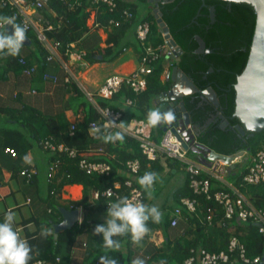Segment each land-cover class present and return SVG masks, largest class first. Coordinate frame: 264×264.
Here are the masks:
<instances>
[{
    "label": "trees",
    "instance_id": "16d2710c",
    "mask_svg": "<svg viewBox=\"0 0 264 264\" xmlns=\"http://www.w3.org/2000/svg\"><path fill=\"white\" fill-rule=\"evenodd\" d=\"M141 4H146L147 7L143 9V14L139 15L138 7ZM90 5L89 0H49L48 5L38 11L40 15L54 24V28L47 31L46 35L58 44L59 52L63 55L68 49L76 48V46L70 48L71 43L81 41L88 34V13L86 10ZM116 5L113 11H110L104 4H100L97 8L96 22L107 34V40L103 48L99 47L84 53V58L90 64L101 60L110 61L117 57L123 52L125 41L131 42L130 46L139 54V61L144 55L145 46L158 47L164 44L162 33L153 14L155 3H149L148 0H116ZM158 7L170 29L172 38L183 51L178 67L200 91V93L187 95L183 98L193 126L199 128V142L224 155H235L243 151L247 156L263 149L264 130L254 133L247 131L245 135H241L235 126L237 124L243 126V124L233 116L236 99L234 85L247 64L255 32L256 13L254 8L246 3H230L223 0H160ZM212 7L214 8V21H212L210 12ZM125 11L131 12L132 18L126 19ZM53 13L57 15L54 16ZM11 15L10 7H0V16ZM59 20H62L60 25H58ZM18 21L19 19L15 18V23L18 24ZM142 22H151L150 33L143 43L136 34V28ZM25 35L31 43L23 45L17 56L0 54V81H5L10 73L16 76L22 75L24 68L34 64L38 66V72L45 71L49 63L47 61L48 51L43 48L32 30L25 31ZM128 35L132 36V40L127 39ZM198 38L205 43L203 52H198L200 48ZM21 58L24 59L25 64L20 63ZM161 61L162 59H159L153 63L154 70L147 76L145 91L136 93L124 84L112 99L99 98V105L119 109L113 104L114 100L130 99L133 102L130 106V113L125 115L123 112L122 122L126 124L131 119L147 122V114L154 109L156 97L173 87L172 81L161 80L164 69ZM175 64L174 61L173 66ZM211 69L212 72H210ZM73 88L77 96L72 100L83 104L79 105L74 113L73 118L76 116L80 120L75 124L73 133H71L73 118L69 120L66 115L43 113L31 105L25 104L23 100L20 101L19 94L13 100L22 103L21 107L2 103L0 99V147L3 150L6 147L16 150L18 157H11L14 175H19L23 169L34 167L29 166L24 157L28 156L34 145H39L42 140L52 138L54 144H65L78 152L76 157H70L67 153L52 154L50 151H44L39 145L50 159L48 168L51 163H54L57 171L49 181L47 179L48 169L46 172L48 186L47 194L41 197L46 204L42 218L27 221V223L35 222L37 226L35 232H30L25 228V238L31 247V259L28 264H34L37 260H45L48 264H74L72 261L74 249L79 239L83 237L85 243L84 245L82 243L84 255L81 264H100L101 256L114 258L117 264H131L133 259L138 258L135 251L138 247L137 243L132 241L130 234H124L115 237L120 241L118 249H105L102 246L101 236L93 231L97 224L104 221L94 216L106 215L107 199L102 194L108 188L113 187L116 182H124L127 161L133 159L140 161L141 170L137 178L145 172L154 173L153 185L156 184L158 175L165 172V166L159 160L150 163L141 152L138 141L123 133L122 141L106 143L108 146L107 155L93 157V160L107 163L110 166L108 174H87L83 171L79 167L82 157L80 154L89 153L91 155V148L102 140L99 135L93 136L89 133V123L99 121V113L88 102H81L82 91L77 86ZM208 88L215 91L219 102L218 107L201 99L202 91ZM220 115L223 118H219ZM214 116L213 122L206 125ZM225 119L228 120L229 125L222 127ZM8 124H14L17 127H11ZM152 127V140L159 142L161 131L155 125ZM101 131H104L103 127ZM164 163L171 169L167 172L169 176L173 175V169L177 172L181 169L178 163H174L170 159ZM244 167L241 163L237 164V173L230 174L229 181L240 189L255 208L263 209L264 183L241 186L240 173L243 169L241 172L239 169ZM244 172L245 170L242 173ZM38 176L39 172L31 180V183L38 179ZM137 178L135 186L142 190L144 204L147 205L149 191L140 187ZM211 184L212 196L214 192L225 189L215 179L211 180ZM66 185L82 186V198L78 201L61 199L59 194ZM118 191L125 198L127 190L123 187ZM94 192L99 193L98 199L93 198ZM183 197L196 198L198 205L195 213L186 214L185 224H182L183 234L172 238L169 232L171 228L170 216L175 207L179 206L180 199ZM172 200L173 205L164 204L162 206L163 211L159 223H153L151 219L146 222L148 228L145 233L146 238L161 230L166 240L160 247L149 246L146 249L145 264H161V261L163 264H184V261L192 255V250L195 251L199 248L217 253L228 251L233 236H236L245 246L246 255L249 258L254 259L262 256L264 234L259 232L258 227L251 222H239L236 218L231 221L224 219V210L213 197L207 198L204 195L194 194L189 186L187 174L183 185L172 193ZM61 208L68 210L81 208L83 214L80 221L71 229L61 230L55 237L53 225L62 221ZM211 211L215 213V216L212 223L209 224L206 218ZM220 221L222 224L218 225ZM27 223L25 224L27 225ZM42 228L48 229L46 235H41ZM237 257L236 252L231 254L232 260H236Z\"/></svg>",
    "mask_w": 264,
    "mask_h": 264
},
{
    "label": "built area",
    "instance_id": "2783aa9c",
    "mask_svg": "<svg viewBox=\"0 0 264 264\" xmlns=\"http://www.w3.org/2000/svg\"><path fill=\"white\" fill-rule=\"evenodd\" d=\"M49 0H0V7H10L12 9V15L16 19H19L18 24L25 27V31H33L38 41L41 43L43 48H45L49 55L47 61L51 62L54 60L55 52H59L58 44L47 37L46 32L54 28V24L44 16L39 14V10L43 9L48 5ZM91 5L87 8L86 12L88 13L87 26L90 30L103 29L97 22V8L100 4H104L108 7L110 11H113L116 8V0H89ZM54 16L57 14L53 13ZM126 19L132 18V13L129 11L124 12ZM62 23V20L58 21V25ZM151 30V22H142L136 28L137 38L143 43L147 40L148 35ZM161 31V29H160ZM162 33V31H161ZM164 39V34L162 33ZM24 45V44H23ZM76 45L74 43L70 44V48H74ZM74 50L68 49L65 56L74 58L71 65L67 63L61 64L65 70H69L70 67L73 70H76L78 67L84 65V63H79L83 61V55L77 53ZM61 55V53H60ZM66 57V58H67ZM63 59L64 60H66ZM166 59L163 72L161 74V80L164 82L171 81L172 77V68L175 57L173 52L168 48L167 44L160 45L158 47H152L151 45L145 46L144 55L139 61L138 67L129 74H113L106 78L103 85L99 88L98 92L93 95L88 93L90 100L96 108V111L99 113V121H92L89 123V130L94 127H99L100 129L109 121L114 124H109L108 130H120L124 134H127L135 138L141 149V152L146 157V159L151 163L155 161H162L165 166V172H169L171 169L166 166L164 162L167 159L174 163H178L180 168L185 172L189 177V186L196 195H204L207 198L213 197V199L222 206L224 210V219L233 220L236 218L239 222H251L258 227L259 232L264 234V208L257 209L252 203L244 196L240 189L235 186L234 183L229 181V175L234 173L236 174V165L239 164L244 157L248 163L245 165L244 173L241 175V186L244 185H257L264 183V148L257 151L254 154L249 155V158L246 156V153L243 157H237L232 164L235 168L230 169V165L223 160H216L208 162V165L201 164L197 159V156L194 155L189 150H186L182 146V142L179 141L172 130H168L166 133H161L160 142H155L152 140L153 127L146 121H139L137 119H131L126 124L122 122L123 112L119 109H113L110 107H102L97 103V98L110 100L116 94L121 87L125 84L128 85L134 92L140 93L145 91L147 87V76L152 74L154 67L153 63L159 59ZM21 64H25L24 59H20ZM38 70L36 64L26 67L23 70V74L26 76H32ZM68 78V77H67ZM44 80L51 81L53 83L57 82L58 78L49 74L44 75ZM70 81V78L67 79V82ZM35 92V91H34ZM124 103L127 106H131L133 102L130 99H126ZM82 113V112H81ZM80 113V114H81ZM76 116L72 120L71 133L74 132L75 124L78 123ZM187 130H192V133L195 132L193 125H188ZM90 133V131H89ZM42 140L39 145L44 151H50L52 154L67 153L70 157H76L78 152L76 149L69 148L65 144H54L51 140ZM184 140V138H183ZM200 143L198 140V134L195 138L193 144ZM102 150L98 151V155L102 153ZM4 153L9 155L12 158H17L18 154L16 150L12 147H6ZM82 157L79 161V167L85 171L87 174H108L110 171V166L107 163L93 160V156L88 154H80ZM209 155V153L207 154ZM126 174L125 180L123 183L116 182L113 187L108 188L103 192V196L107 199V207L111 203L121 199L122 195L118 190H121L123 187L127 190L125 198L129 199L131 202L135 203L140 201L144 203V196L142 190L135 186V181L137 175L141 170V163L138 159L129 160L126 162ZM57 169L54 163H51L48 168V181L52 179L56 173ZM38 170L35 167H30L23 169L19 172V176L23 178L26 182H31V180L37 175ZM215 179L221 185L225 187L224 190H219L214 192L213 196L211 195L212 184L211 180ZM76 185H66L63 187L62 192L59 194L63 200H72L78 201L83 196V188L81 193L78 196H74L72 189ZM99 193L94 192L93 198L98 199ZM28 203L30 200L27 201ZM198 201L196 198L183 197L180 199L179 206H176L170 216V226L176 228L180 225L181 222L186 221L187 215H191L196 212ZM76 210L80 213L82 212L81 208ZM215 213L210 212L206 220L209 224L212 223ZM80 218V217H79ZM80 221V219H79ZM223 221V220H222ZM220 221V224H222ZM157 232V231H156ZM155 232V233H156ZM236 252L237 259L232 260L231 254ZM264 253V252H263ZM263 255V254H262ZM256 258L251 259L246 255L245 246L239 241L236 236H233L230 240L228 251L221 252H209L203 248L197 250H192V255L184 261V264H259L261 261ZM57 261H59L57 259ZM34 264H48L45 260H37ZM99 264V263H96Z\"/></svg>",
    "mask_w": 264,
    "mask_h": 264
},
{
    "label": "crops",
    "instance_id": "0c3cea01",
    "mask_svg": "<svg viewBox=\"0 0 264 264\" xmlns=\"http://www.w3.org/2000/svg\"><path fill=\"white\" fill-rule=\"evenodd\" d=\"M94 34H97L99 38L97 45L92 39V35ZM127 39L132 40V36L128 35ZM106 40L107 34L103 29H89L88 34H86V36L81 41L74 43L78 47V49L75 51L83 55V61H79V63H84V65L78 67L76 70H73L72 67H70L69 70H65L61 65H66L65 63L71 65V61L73 62L74 58H71V61H69V57L63 55L62 53L60 55V52H55L54 60L48 63L43 73H40V71L38 72L37 70L36 75L33 77L26 76L24 74L16 76L13 73H10L7 76V79L2 81L0 85L1 101H3L5 104L9 103V105H16L13 99L17 94H19L21 96L19 100H23L25 104L31 105L43 113L66 115V117L71 120L77 107L79 105H83L80 102H75L72 100L77 96L73 87L77 86L78 89L81 90L82 88L84 90L87 98L89 99V104H91L94 110H96L95 106L90 100V97L88 96V93L95 95L107 77L113 74L132 73L139 65V54L132 46H130V41L124 42L123 52L117 57L111 59L110 61L101 60L90 64L86 58H84V53L93 51L99 47L103 48L106 44ZM100 57L101 56H99V58ZM65 58L66 60L63 61ZM44 74L56 76L58 78L57 82L53 83L51 81L44 80ZM67 77L70 78L69 82H67ZM176 91L178 93H182L179 84ZM11 94L12 97L10 98ZM98 100L100 99L97 98V103H99ZM113 104L116 105V107L122 112H124L125 115L130 113V106H127L123 100H114ZM155 104L156 103L154 101V109H156ZM21 106L22 103L16 105V107ZM107 148L108 146L106 143L101 140V142L91 148L90 153L93 157L105 156L107 155ZM99 150H102L103 152L98 155ZM27 157V164L29 166L36 167L39 172L38 179H36L33 183H28L24 181L23 178H21L18 174H13V159L9 155L5 154L3 148L0 147V220H2L6 212H14V229L18 232L19 237L24 239L26 242L25 228L30 232H35L37 230L35 222L27 223V221L32 219L40 220L46 209V204L42 201L43 198L41 199V197H44L47 194L48 184L46 172L48 169V161L50 160L44 151L42 156L40 154H34L33 150H30ZM246 161V157H244L240 163L245 166L244 164ZM43 165L45 166L46 170L45 178L42 182L40 178L44 173L42 170ZM180 171L183 172L181 169L178 170V172ZM178 172L173 169V175L171 177L176 176ZM183 173L185 174V172ZM76 186L81 187L82 189V186ZM28 200H30L29 203L27 202ZM79 217L80 219L82 218V212L80 213ZM94 217H98L100 220L104 221L106 215ZM25 223H27V225ZM182 224H185V222H181L176 228H170L169 232L171 233L172 238L178 236L179 234H183L184 230L182 228ZM82 240L84 245L85 238L83 237ZM165 240L166 238L164 237L161 230H158L156 233L154 232L150 237L147 238L144 235L139 243H137V246H139L138 248L141 249V256L138 257L140 259H144L147 257L146 249L149 248V246L160 247ZM83 255L84 248L80 250L75 249L72 258L73 263L78 260L81 264Z\"/></svg>",
    "mask_w": 264,
    "mask_h": 264
},
{
    "label": "water",
    "instance_id": "95a60500",
    "mask_svg": "<svg viewBox=\"0 0 264 264\" xmlns=\"http://www.w3.org/2000/svg\"><path fill=\"white\" fill-rule=\"evenodd\" d=\"M160 0H148L149 3H155L156 7L153 10L154 18L158 27L164 34V40L168 48L173 52L175 57V66L172 68L171 81L174 83L173 88L158 95L155 99L156 109L161 114V120L155 124L161 133H166L172 130L175 137L182 142L184 149L189 150L201 164L208 165V162L223 160L230 165V169L235 168L232 162L237 157H243L244 152L241 151L235 155H224L217 153L202 143L193 144L198 134V127L193 126L195 132L187 130L188 125H192L191 117L186 109L183 98L187 95L200 93L194 83L179 69L180 56L183 53L182 49L172 38L170 29L163 19V14L158 7ZM230 3H246L254 8L256 13V25L253 35L252 45L248 57L247 64L242 73L237 77L234 89L236 92L235 111L233 116L237 117L241 123L235 126L236 130L245 135L247 131L261 132L264 130V0H223ZM212 21H214V8L210 9ZM8 34L13 32L11 25L5 26ZM26 36V35H25ZM200 48L198 52L205 50V43L198 38ZM31 41L26 36L24 45H30ZM101 58V57H100ZM166 62V61H165ZM213 70L211 69L210 72ZM184 83L186 87L184 86ZM181 87L182 93L176 91L177 87ZM207 91V92H206ZM203 101L211 102L215 107L219 106L218 98L212 88H208L201 93ZM219 114V113H217ZM169 115L172 119H169ZM217 116V115H216ZM219 118H223L222 115ZM215 116L211 118L206 125L213 122ZM229 125L227 119L223 122L222 127ZM184 138V140H183ZM209 153V155H207ZM63 220L60 223L54 224V235L61 230L71 229L79 222V211L60 209ZM259 264H264V253Z\"/></svg>",
    "mask_w": 264,
    "mask_h": 264
},
{
    "label": "clouds",
    "instance_id": "9594fccd",
    "mask_svg": "<svg viewBox=\"0 0 264 264\" xmlns=\"http://www.w3.org/2000/svg\"><path fill=\"white\" fill-rule=\"evenodd\" d=\"M7 25H11L13 28L11 34H8L6 30L5 26ZM25 39V27L15 23V17L0 16V54L17 56ZM168 118L172 119V116L169 115ZM160 120L161 114L157 109L148 112L147 122L149 124L155 125ZM109 124L114 123L111 121L106 123L103 132L99 127L91 128L89 130L90 134L93 136L99 135L105 143L122 141L124 139L123 132L109 131ZM24 160L28 162V157L25 156ZM154 179V173L145 172L137 178V183L144 190L150 191ZM14 217L15 213L8 211L0 220V264H28L31 259V247L24 239L19 237L18 232L14 229ZM149 219L153 223L160 222L161 212L156 206H148L140 201L133 203L122 197L107 207L104 222L97 224L93 231L101 236L102 246L105 249H118L120 241L115 237L130 234L132 241L139 243L148 231L146 222ZM47 232L48 229H41V235H46ZM99 259L100 264H117L114 258L108 256H101ZM256 259L259 260V257ZM131 264H145V261L135 258L131 261ZM161 264H163V261H161Z\"/></svg>",
    "mask_w": 264,
    "mask_h": 264
},
{
    "label": "rangeland",
    "instance_id": "374dc122",
    "mask_svg": "<svg viewBox=\"0 0 264 264\" xmlns=\"http://www.w3.org/2000/svg\"><path fill=\"white\" fill-rule=\"evenodd\" d=\"M146 7H147L146 4L139 5L138 14L142 15L143 9H145ZM92 39L95 41V44L97 45L99 42V38H98L97 34L92 35ZM165 61H166V59L163 58L161 63L164 64ZM1 83H2V81H0V85H1ZM81 91H82V96L80 98V101L89 103V99L87 98L86 93L84 92V90L82 88H81ZM11 97H12V94L10 95V98ZM29 99H30V97H29ZM1 102L4 103L3 101H1ZM107 102H109V101H107ZM15 103H16V105H19V102L15 101ZM109 104H111V103L109 102ZM8 126H11L14 128L17 127V125H14V124H8ZM32 150H33L34 154H40L43 156V150L39 147L38 144L34 145ZM247 157L249 158V155H247ZM247 163H248V161L245 162V165ZM42 170L44 171V173H43V175H41L40 180L43 182L44 178H45V170H46L44 165L42 166ZM241 170L242 169H239V172H241ZM183 172H181V171L178 172L177 175L174 177L167 175V172H163L162 174L158 175L156 184H154L152 186L151 190L149 191V202L147 205L148 206H153V205L156 206L160 210V212L163 211L162 206L164 204L173 205L174 202L172 200V193L175 191L176 188L183 185L184 178H185V174ZM82 243H83V240H82V238H80L79 241L77 242L76 246H75V249H78V250L83 249ZM159 245H161V244H159ZM138 247H137V249H135V251L137 252L136 253L137 256H141V254H140L141 249ZM75 249H74V251H75ZM74 264H80V263L78 260H76L74 262ZM237 264H239V263H237Z\"/></svg>",
    "mask_w": 264,
    "mask_h": 264
},
{
    "label": "bare ground",
    "instance_id": "6f19581e",
    "mask_svg": "<svg viewBox=\"0 0 264 264\" xmlns=\"http://www.w3.org/2000/svg\"><path fill=\"white\" fill-rule=\"evenodd\" d=\"M183 87H186L185 83H184V86ZM81 190H82L81 187L76 186V187H74L72 189V193L76 197V196H78L81 193Z\"/></svg>",
    "mask_w": 264,
    "mask_h": 264
},
{
    "label": "flooded vegetation",
    "instance_id": "af4514ba",
    "mask_svg": "<svg viewBox=\"0 0 264 264\" xmlns=\"http://www.w3.org/2000/svg\"><path fill=\"white\" fill-rule=\"evenodd\" d=\"M207 92V91H206Z\"/></svg>",
    "mask_w": 264,
    "mask_h": 264
}]
</instances>
